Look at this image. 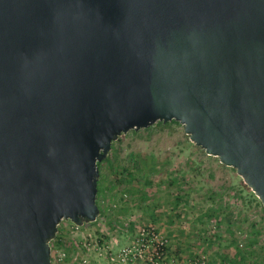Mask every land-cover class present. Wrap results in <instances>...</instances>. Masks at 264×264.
Returning <instances> with one entry per match:
<instances>
[{"label":"water","instance_id":"1","mask_svg":"<svg viewBox=\"0 0 264 264\" xmlns=\"http://www.w3.org/2000/svg\"><path fill=\"white\" fill-rule=\"evenodd\" d=\"M171 121L264 209V0H0V264H51L111 144Z\"/></svg>","mask_w":264,"mask_h":264},{"label":"rangeland","instance_id":"2","mask_svg":"<svg viewBox=\"0 0 264 264\" xmlns=\"http://www.w3.org/2000/svg\"><path fill=\"white\" fill-rule=\"evenodd\" d=\"M96 221H61L51 264H107L106 251L155 226L185 258L264 264V209L236 170L208 156L179 122L121 134L99 162Z\"/></svg>","mask_w":264,"mask_h":264},{"label":"built area","instance_id":"3","mask_svg":"<svg viewBox=\"0 0 264 264\" xmlns=\"http://www.w3.org/2000/svg\"><path fill=\"white\" fill-rule=\"evenodd\" d=\"M105 260L107 264H206L205 257L187 259L178 254L168 238L151 224L141 227L129 244L107 250Z\"/></svg>","mask_w":264,"mask_h":264},{"label":"trees","instance_id":"4","mask_svg":"<svg viewBox=\"0 0 264 264\" xmlns=\"http://www.w3.org/2000/svg\"><path fill=\"white\" fill-rule=\"evenodd\" d=\"M175 121H172V123H174ZM158 123H160V122H157V124ZM97 166H98V168H99V163L97 164ZM97 186H98V184H97ZM97 203V202H96ZM97 206H98V204H97ZM98 208H99V206H98Z\"/></svg>","mask_w":264,"mask_h":264},{"label":"crops","instance_id":"5","mask_svg":"<svg viewBox=\"0 0 264 264\" xmlns=\"http://www.w3.org/2000/svg\"><path fill=\"white\" fill-rule=\"evenodd\" d=\"M170 244H171V247H172V248H174V244H173V242H172V241L170 242Z\"/></svg>","mask_w":264,"mask_h":264}]
</instances>
